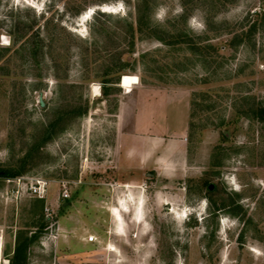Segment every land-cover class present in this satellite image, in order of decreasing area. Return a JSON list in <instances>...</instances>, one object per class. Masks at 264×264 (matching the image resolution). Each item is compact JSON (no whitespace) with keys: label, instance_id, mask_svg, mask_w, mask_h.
<instances>
[{"label":"rangeland","instance_id":"374dc122","mask_svg":"<svg viewBox=\"0 0 264 264\" xmlns=\"http://www.w3.org/2000/svg\"><path fill=\"white\" fill-rule=\"evenodd\" d=\"M259 106L264 0H0L2 259L24 230L18 264H264Z\"/></svg>","mask_w":264,"mask_h":264},{"label":"crops","instance_id":"0c3cea01","mask_svg":"<svg viewBox=\"0 0 264 264\" xmlns=\"http://www.w3.org/2000/svg\"><path fill=\"white\" fill-rule=\"evenodd\" d=\"M141 89H142V87L140 85H137V83H134L131 90H129V91L130 92L133 90L139 91ZM142 90H144V89H142ZM129 91H125V92H129ZM172 102H173V104H171V112L176 108V110H177L176 117L179 120L180 127H178L176 129L175 137H173L172 141H170L167 144L166 148L172 149V151H175L174 153H176L179 156H183L182 154L184 152V148L182 147V145L184 142L183 141L184 137H182V133L185 131V129L182 126L184 125L183 123L185 122L186 113H187V99L185 98V95H183L180 92H177L176 95L174 94ZM125 104H127V101L121 100V102L119 103V106H118L119 110L124 108ZM165 109H166L165 106H162L161 104H160V106H155L154 108H152V117L150 116V118H151L150 122L151 123H156V122L159 123V122L163 121L162 118L165 119V117L167 118V121L170 120L171 116H173V115L171 114L170 111H169V115L168 114L163 115L162 110H165ZM153 111H155V112H153ZM135 113H138V112H135ZM143 140L144 141L146 140V142H148V145H149L150 149H152V150L156 149L159 146V144L161 143L160 136L159 137L158 136H156V137H153V136L150 137L149 136V138L143 139ZM176 151H178V152H176ZM163 159H158L159 161H157V162L161 163L162 161H160V160H163Z\"/></svg>","mask_w":264,"mask_h":264},{"label":"trees","instance_id":"16d2710c","mask_svg":"<svg viewBox=\"0 0 264 264\" xmlns=\"http://www.w3.org/2000/svg\"><path fill=\"white\" fill-rule=\"evenodd\" d=\"M140 10V7H138V11ZM111 68V67H110ZM109 67L106 69L107 73H109ZM118 78V76H117ZM108 81L110 82H114V81H118L117 79L116 80H110V79H107ZM249 109H251L253 111V114L261 119V120H264V107L263 106H259L257 108H253V107H249ZM57 119H55L54 121H51L49 123V126L48 128L46 129V135L44 138H48L50 137L55 131H54V125L56 123ZM18 171L16 170H13L11 168H2L0 170V175L1 176H5V177H9L11 175H15ZM23 232L24 230H20L19 234L17 235L16 237V243H15V246H14V251H13V255H12V258L9 260V263L8 264H18V262L16 260H14L15 257H18L19 256V253L21 252V248L22 246H26L29 242V240L31 239L30 237L33 236L32 234L27 236V235H24V239L22 242H20V237L21 235H23Z\"/></svg>","mask_w":264,"mask_h":264},{"label":"bare ground","instance_id":"6f19581e","mask_svg":"<svg viewBox=\"0 0 264 264\" xmlns=\"http://www.w3.org/2000/svg\"><path fill=\"white\" fill-rule=\"evenodd\" d=\"M106 10H110V8L108 6L105 7ZM86 16V15H85ZM88 17V16H86ZM85 17V18H86ZM135 80V78H133V76L131 75H128V74H125L121 80V86L124 87L126 89V91H129L131 90L132 88V83L133 81ZM92 91L94 94H99V87L98 86H93L92 87ZM139 205H140V201L137 203V208H139ZM124 209V208H123ZM114 216H115V220L120 222L118 224V231L121 229H123V226H122V223H121V215H120V212L117 210V209H114ZM137 217H139L138 213H137ZM123 231V230H122ZM2 244H1V237H0V264L3 262L4 264L7 263V260H3L2 259Z\"/></svg>","mask_w":264,"mask_h":264},{"label":"built area","instance_id":"2783aa9c","mask_svg":"<svg viewBox=\"0 0 264 264\" xmlns=\"http://www.w3.org/2000/svg\"><path fill=\"white\" fill-rule=\"evenodd\" d=\"M7 180L11 181V180H15L17 182V184H20V182H25L24 177L23 176H16V177H8ZM27 189L30 190V192L33 195H37V196H43L44 195V190L43 188L39 185L38 182L35 183H30V185L27 186ZM63 196H67L68 192L66 190L63 191ZM47 208V207H45ZM88 240H94V235H89L88 236ZM7 264V263H6Z\"/></svg>","mask_w":264,"mask_h":264},{"label":"water","instance_id":"95a60500","mask_svg":"<svg viewBox=\"0 0 264 264\" xmlns=\"http://www.w3.org/2000/svg\"><path fill=\"white\" fill-rule=\"evenodd\" d=\"M39 100H40V103L43 105V104H44V101H43V99H42V96H41V95L39 96Z\"/></svg>","mask_w":264,"mask_h":264}]
</instances>
